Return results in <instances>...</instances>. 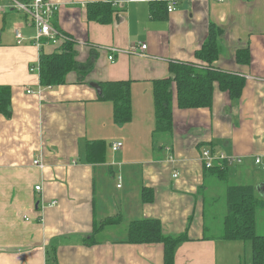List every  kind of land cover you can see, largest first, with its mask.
<instances>
[{"label": "crops", "instance_id": "crops-1", "mask_svg": "<svg viewBox=\"0 0 264 264\" xmlns=\"http://www.w3.org/2000/svg\"><path fill=\"white\" fill-rule=\"evenodd\" d=\"M49 1L58 7L51 26L74 40L75 59L91 66L42 87L40 53L63 41L37 45L26 14L0 12V85L11 91V114L0 113V264H163L161 243L127 242L129 223L139 219H158L165 234L186 233L174 264H252L249 241L205 237V229L207 215L219 217L216 186L224 193L221 218L229 186L251 185L264 199V169L254 162L264 164V0H177L170 13L159 4L165 0ZM98 1L113 9L106 22L88 17L87 4ZM212 24L222 29L212 66L244 77L241 96L231 100L215 84L211 107L182 108L174 94L172 132L154 135V81L170 76L174 62L206 65L195 52ZM239 49L248 50L249 62L236 60ZM122 80L130 81L132 117L117 124L95 84ZM94 140L107 144L104 162L86 159ZM117 141L122 147L113 151ZM207 149L241 159L226 163L225 182L204 167ZM143 190L150 201H142ZM260 211L256 233L264 235ZM108 217L118 222L94 232Z\"/></svg>", "mask_w": 264, "mask_h": 264}, {"label": "trees", "instance_id": "trees-1", "mask_svg": "<svg viewBox=\"0 0 264 264\" xmlns=\"http://www.w3.org/2000/svg\"><path fill=\"white\" fill-rule=\"evenodd\" d=\"M162 7L166 2L159 3ZM154 5V4H153ZM152 5V6H153ZM157 7V6H156ZM152 7L153 11L156 9ZM167 11V10H166ZM113 9L107 2H92L87 4L88 17L99 22L109 20ZM59 31V30H58ZM63 35L65 33L59 31ZM222 29L212 24L207 38L199 50L195 52L198 59L207 63L197 66L193 63L174 62L169 66L171 75L154 81L153 104L155 124L154 135L170 134L172 132V99L176 94L177 104L182 108L211 107L214 85L226 92L231 100H237L245 85L244 77L226 71L215 69L212 63L219 56L218 39ZM61 43L60 49L53 53H40L39 56V83L42 87L56 86L66 82L69 72L78 70L84 74L91 66V61L84 64L75 58V41L68 35ZM239 63H247L250 56L247 49H239L236 53ZM98 98L110 101L113 104V119L117 124H125L131 120L130 81L100 82ZM0 113L11 114V91L9 86L0 85ZM107 144L103 140H94L86 144V159L92 163L105 160ZM226 163L215 161L210 168H206L211 175L225 182L227 178ZM151 192L142 191V201H150ZM226 213L223 217V226L218 238L226 240H243L251 244L252 264H264V235L256 233L255 214L257 209L264 208V199L254 195L251 185H235L226 188ZM118 219L108 217L94 228L98 231L105 225L117 223ZM208 232V228L205 229ZM205 237H210L205 235ZM186 233L169 235L162 231L158 219H139L128 225L127 242L130 243H161L163 245V264H174L175 247L187 240ZM93 242V235L85 238L86 244Z\"/></svg>", "mask_w": 264, "mask_h": 264}, {"label": "built area", "instance_id": "built-area-1", "mask_svg": "<svg viewBox=\"0 0 264 264\" xmlns=\"http://www.w3.org/2000/svg\"><path fill=\"white\" fill-rule=\"evenodd\" d=\"M142 1H147V0H123V2H142ZM218 1H222V0H218ZM165 2H166L167 12L168 13L172 12L175 8V4L177 0H165ZM8 9L22 12L23 14H26L30 18L31 20L30 25L35 30L32 39L34 43H36L37 45L41 44V41L43 39H47L48 41L55 43L57 41H64L67 38L66 35L60 33L50 24V19L53 13L58 9V7L57 4L49 0H9L7 5L4 6L0 5V12L6 11ZM14 33L17 43H21L23 36L20 33L19 28H15ZM138 48L140 49V53L143 54V51L146 49V44L141 43L140 45H138ZM112 51H115V49H112ZM108 59L110 61L114 60L113 53L109 54ZM29 70L33 71L34 67H30ZM27 92L30 93L31 91L28 90ZM110 147L113 151H116L122 147V142L119 141L113 142L110 144ZM201 158L203 160L204 167L207 169L212 167L215 161L232 163L234 161L240 162L241 160L240 158L227 157L223 153L214 154L212 151L208 149L203 150L201 152ZM254 162L257 165H261L262 169H264V164H262L261 159L259 157H256ZM33 163L41 168L43 167V164L42 162L39 161V159H35ZM176 175L177 174H174V176ZM117 186H120V184H118ZM35 190L39 191L40 186L37 185L35 187ZM51 204H55V201H52Z\"/></svg>", "mask_w": 264, "mask_h": 264}, {"label": "rangeland", "instance_id": "rangeland-1", "mask_svg": "<svg viewBox=\"0 0 264 264\" xmlns=\"http://www.w3.org/2000/svg\"><path fill=\"white\" fill-rule=\"evenodd\" d=\"M216 193H218V195L221 197L220 202L216 205V207H213V212L214 213H218L217 216H219L217 219H215V221L211 222V215H207V226L209 228L207 234V236H218V234L221 232L222 226H223V215L222 218L220 217V213L225 210V205H224V193H222V191L220 190V188L218 186H216ZM206 208L211 206H205ZM223 209V210H222ZM262 211H260L258 213V221H261L262 216L264 217V213H261ZM258 232H260L258 230Z\"/></svg>", "mask_w": 264, "mask_h": 264}, {"label": "water", "instance_id": "water-1", "mask_svg": "<svg viewBox=\"0 0 264 264\" xmlns=\"http://www.w3.org/2000/svg\"><path fill=\"white\" fill-rule=\"evenodd\" d=\"M95 87L97 88V91H98V93H99V87H98V85L97 84H95Z\"/></svg>", "mask_w": 264, "mask_h": 264}]
</instances>
